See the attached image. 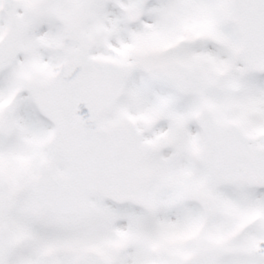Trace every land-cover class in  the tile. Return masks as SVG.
I'll return each mask as SVG.
<instances>
[{"label":"snow or ice","instance_id":"6c2138e0","mask_svg":"<svg viewBox=\"0 0 264 264\" xmlns=\"http://www.w3.org/2000/svg\"><path fill=\"white\" fill-rule=\"evenodd\" d=\"M0 264H264V0H0Z\"/></svg>","mask_w":264,"mask_h":264}]
</instances>
